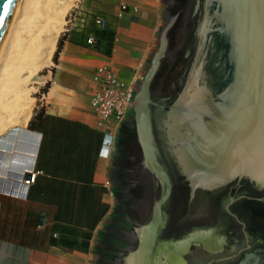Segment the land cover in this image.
<instances>
[{"label": "crops", "instance_id": "crops-1", "mask_svg": "<svg viewBox=\"0 0 264 264\" xmlns=\"http://www.w3.org/2000/svg\"><path fill=\"white\" fill-rule=\"evenodd\" d=\"M167 6L168 0H75L57 40V63L51 60L36 87L42 121L29 130L32 112L0 143V264H115L117 253L106 247L121 133L110 156L100 154L104 133L90 104L94 77L106 68L127 84L151 80L167 46ZM26 170L37 173L27 197L5 195L10 175ZM162 255L158 263L167 264Z\"/></svg>", "mask_w": 264, "mask_h": 264}, {"label": "water", "instance_id": "water-1", "mask_svg": "<svg viewBox=\"0 0 264 264\" xmlns=\"http://www.w3.org/2000/svg\"><path fill=\"white\" fill-rule=\"evenodd\" d=\"M16 3L0 0V46ZM204 7L206 16L198 31L197 52L171 117L172 144L195 187L213 188L243 178L264 187V0H205ZM213 25L218 28L211 31ZM184 103L189 110L181 114ZM207 128L216 129L213 135L217 151L222 152L227 164L224 168L218 161L204 158L209 151L199 140ZM183 129L187 131L183 133ZM148 131L150 157L159 167L156 152L151 149L150 125ZM141 146L147 166L142 142ZM187 154L192 155L191 160ZM151 225L154 228L145 264H153L156 258L164 262L163 241L159 239L163 217L160 223L153 220L145 226ZM141 228L135 229L138 245L125 257V264L142 248L144 239L138 234Z\"/></svg>", "mask_w": 264, "mask_h": 264}, {"label": "flooded vegetation", "instance_id": "flooded-vegetation-1", "mask_svg": "<svg viewBox=\"0 0 264 264\" xmlns=\"http://www.w3.org/2000/svg\"><path fill=\"white\" fill-rule=\"evenodd\" d=\"M198 4L201 9L198 25L200 28L206 16L205 0H199ZM217 28V25H213L211 26V31ZM198 44L197 29L192 40L191 50L184 57L186 63L183 66L182 73H180V78L175 80L174 74H170V77H173V94L162 98V93L165 90L159 91L157 89L158 83H161L164 79L165 62L162 60L149 83L145 109L153 141L151 149H154L156 152V160L159 165L157 171L150 169V172L157 179L156 188L159 193L153 203L150 222L155 221L156 215H159L160 219L163 217V228L159 234V239L163 241L161 247L166 242L167 244L175 245L185 241L187 237L189 238L191 234L198 231L213 230L222 238L223 244L214 254L198 241V245L191 244L192 242L197 243L196 241L189 242L190 245H188L187 251L183 252L182 256L185 264H190L187 259L188 255L196 258H200L201 255L217 257V259H211L204 264H211L212 262L219 264H264V187L249 178L234 179L213 188L195 187L193 181L184 170L182 163L179 161V155L172 144L173 139L170 136L169 126L171 124V117L174 114L173 109L181 95L180 93L186 86ZM156 91L158 93L155 95ZM137 98L138 94H136L135 98L136 104ZM180 108H187V111L189 110L188 105L180 106ZM131 118V115H129L124 127L137 130L136 141L140 148V138L138 139L137 137L138 121L136 118L137 126L135 127V122L131 121ZM186 131V129H183V133ZM121 137L122 147L119 148L120 158H118V162L122 159L124 153L125 161H133V158L136 159L137 154L132 153L131 149L129 150L127 145L123 143L125 137L122 133ZM141 149V156H144L142 146L140 151ZM116 172L113 180L118 201L120 200V196H118L117 191ZM140 201L143 203V200L140 199ZM241 242L245 245V248L238 252L237 249ZM228 249L236 251L234 257H237V260L234 258L223 260L221 258ZM225 261L228 262L225 263Z\"/></svg>", "mask_w": 264, "mask_h": 264}, {"label": "bare ground", "instance_id": "bare-ground-1", "mask_svg": "<svg viewBox=\"0 0 264 264\" xmlns=\"http://www.w3.org/2000/svg\"><path fill=\"white\" fill-rule=\"evenodd\" d=\"M49 1L50 0L47 1L48 4H50ZM54 1L52 0L54 4L52 7H50L47 17L42 20L43 22L37 25H33V23H35L34 14H36L38 10L35 9L36 7H38L37 0H32L33 3L30 0H17L10 25L5 32L0 46V100H2L1 97L9 94V96H6L9 97V100L11 101L10 103H13L10 104L9 101L6 103V96L5 99L3 98L4 103L8 104H5V106H7L5 108L7 112L5 113V122L4 120V123L1 121L4 128L11 125H25L31 116L33 99L25 95L24 91L22 90V85H24L30 79V77L35 75L41 68L46 67L48 64H50L58 37L60 35V32L62 31L66 13L70 8V2H72L71 0ZM210 1L212 0H208V2ZM39 2L41 1L39 0ZM44 5L46 4L44 3ZM46 6L48 8L49 5ZM32 13L34 15L33 17ZM41 17L43 16L41 15ZM33 32H35L34 35H31ZM25 33L28 34V36L31 35V37H29L26 42H24L25 38L23 39V37H25L23 34ZM201 35H203V31H201ZM147 84L148 81L146 82L145 86L143 87L142 93L139 94L136 101L138 112V127L141 142L145 147L148 155L147 165L150 166L152 170L157 171L156 163L150 157L151 137L149 136L148 131V115L145 109V105L142 103L143 101L144 103L146 102ZM11 98H13V100ZM188 100L191 101V97H189ZM181 106H186V104L184 103ZM181 110L182 112L180 113L182 114L187 111V108H181ZM186 114L190 113L186 112ZM215 131V128H207L206 132L202 134V138L201 140H199V143H201L204 149L209 151L204 158H206V160H216L218 161L217 164L219 163L218 165H220V167L223 166L224 168L227 166V164L222 159V152L217 151V143L216 139L214 138L215 136L213 135ZM1 137L5 138L6 135L0 136V143L2 142ZM191 156L192 155L187 154V158L189 160H191ZM0 157H2V155ZM12 165L10 164V166H8V169H10L11 167L13 168ZM22 170H24V168ZM160 221L161 219L159 215H156L154 223H159ZM152 228H154L152 225L145 227V229L141 232L140 237L144 239L142 248L137 255H133V257H130L128 259V264H145L144 256L148 255L147 250L150 246ZM191 241H198L201 244H204L205 248L213 253L217 252L223 244L222 238L216 231L213 230L205 232H195L185 241H182L175 245L167 244V242L165 241L166 243L164 244L166 245H163L161 248H164L162 252H167V264H182L180 260V254L182 253L186 245ZM153 264H159L157 259L154 260Z\"/></svg>", "mask_w": 264, "mask_h": 264}, {"label": "rangeland", "instance_id": "rangeland-1", "mask_svg": "<svg viewBox=\"0 0 264 264\" xmlns=\"http://www.w3.org/2000/svg\"><path fill=\"white\" fill-rule=\"evenodd\" d=\"M30 1L32 2V0ZM40 1L41 2L37 0L38 7L35 8V9H38L36 12L37 16L36 14H34L35 15L34 16L32 13V17L34 16V21H35L33 25L42 23L43 22L42 20L47 17L50 7H52L54 4L52 0L49 1L51 5L48 4L47 2L48 0H40ZM71 1L72 2H70V8L68 9L65 19H64L62 31L66 26V22L68 21L70 13L74 9L75 0H71ZM44 3L46 5H49L48 8L46 5H44ZM198 3H199V0H168V6L166 8L167 23H168L167 46H166L164 56L162 58V61L165 62L164 71H163L164 79L162 80L161 83H158V88H157L159 91L165 90V92L162 93V96H161L162 98H165L169 96L170 94H173L172 92V89H173L172 78L173 77L171 78L170 74H174L175 80H177V78H180V73H182L183 66L186 63L185 62L186 60L184 57L191 50L192 40H193L195 31L197 29L199 31L200 29L198 25H199V17H200L201 9ZM44 12L46 15L44 14ZM41 15L44 18L41 17ZM36 19L39 23L36 21ZM34 33L35 32H33L31 35H34ZM23 35L25 36L23 37V39L25 38L24 42H26L28 38L31 37V35L28 36V34L26 33ZM192 56L194 57V55ZM47 68H48L47 66L41 68L35 75L31 76L30 79L24 85H22V90L24 91L25 95L33 99L32 112L35 109L34 99L38 97V94L40 92L36 88L37 84L39 82L40 76L44 74ZM166 79H168V81H166ZM146 82L147 81L144 80V81H141L140 84L138 83V86H137L138 96L140 93H142V89L145 86ZM157 93L158 91L155 92V95ZM6 95L9 96V94H6ZM5 96L1 97L2 100H0L1 102L0 108L2 107L0 109V112H1L0 113V125H1L0 126V136L7 135L11 131V127L12 129L16 127L14 125H13L14 127L11 125V126L4 128L3 124L1 123V121L3 122V120L5 122V115H6L5 113H7L5 109L7 106H5V104L8 101L9 103L11 102L9 100V97L6 96V99H7L6 100ZM3 98L5 99L6 103H4ZM11 99L13 100V98ZM10 104H13V103H10ZM3 106L5 110L3 109ZM130 115L132 117L131 121L135 122L134 124L136 127L137 126L136 118L138 121V112H137L136 103L134 104V108L130 112ZM133 122H130V123H133ZM137 129H138V126H137ZM137 137L138 139L140 138L138 133H137ZM121 138L122 137L120 136L119 141H118V152L120 150L119 148L122 147ZM140 148H141V145H140ZM121 150H124V149L121 148ZM131 151L134 154L136 153L135 148H132ZM123 152H125V150ZM141 152H142V149H141ZM124 157H125V153L123 154L122 159H120V161L118 162L117 172H116V177H115L116 183L118 184L117 191H118V196H120V200L117 201L110 215V220L108 223V233H107V242L109 246H107L106 248L109 249V251L111 250L112 252L117 253L115 257H111V260H113L115 264H124L125 257L130 252L134 251L137 248L138 239L135 234V229L137 227L147 225L148 223H150V220L152 217L153 203L155 201V197H157L159 194L158 189L156 188L157 179L150 172V169L147 167L148 165L147 166L145 165L144 156H142L140 164L136 162L135 158H133L134 159L133 161H125ZM140 199L143 200V203L140 201ZM145 227H148V226H143L141 229L138 230L139 236H141V232L145 229ZM250 241L252 240L250 239ZM191 244L198 245V242L197 243L192 242ZM188 245L190 244L189 243L187 244V246L184 248L182 253L183 252L185 253L187 251ZM244 248H245V245L241 242L237 250L238 252H240V250H243ZM235 254H236V251L234 252L231 249H228L226 252H224L221 258H223V260H225L226 258H234L235 260H237V257H234ZM187 259L190 264H204L206 261H209L211 259H217V257L201 255L200 258L199 257L196 258L192 255H188ZM226 262L228 261H225V263ZM211 264H219V263L212 262Z\"/></svg>", "mask_w": 264, "mask_h": 264}, {"label": "built area", "instance_id": "built-area-1", "mask_svg": "<svg viewBox=\"0 0 264 264\" xmlns=\"http://www.w3.org/2000/svg\"><path fill=\"white\" fill-rule=\"evenodd\" d=\"M95 24L106 28L107 22L97 18ZM87 42L90 45L95 44L94 38H89ZM94 82L96 89L90 104L96 114L97 127L104 133L100 154L104 152V157H109L114 150L115 140L119 136L129 112L134 107L137 85L133 82L129 84L123 82L106 68L97 71ZM18 176V178L7 179L10 185L8 188H3V193L10 197L25 199L30 186L35 182L37 173L26 170L25 173Z\"/></svg>", "mask_w": 264, "mask_h": 264}, {"label": "trees", "instance_id": "trees-1", "mask_svg": "<svg viewBox=\"0 0 264 264\" xmlns=\"http://www.w3.org/2000/svg\"><path fill=\"white\" fill-rule=\"evenodd\" d=\"M60 51H61V40L57 43V49H56V51H55V53L53 55V58H52V61H53L54 64L57 63V56H58ZM48 87L49 86L47 85L44 90H41V93H44L48 89ZM44 113H45V111H44L43 108L40 109V110H38L37 108L34 109L33 116L31 118L29 126H28L29 130H33L34 125L36 123L42 121ZM121 133L125 137L123 143H125L127 145L129 150L132 149V148H135L136 153H137L136 161L138 163H140L142 156H141L140 148H139V146L137 144V141H136V131H135V129L123 126L122 129H121ZM103 141H104V137H103ZM11 177L12 178H18L19 176L15 175V174H11L9 178H11ZM9 185H10V182H7L5 184V188H8Z\"/></svg>", "mask_w": 264, "mask_h": 264}]
</instances>
